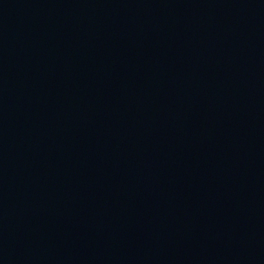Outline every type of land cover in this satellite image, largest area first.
Here are the masks:
<instances>
[{
    "label": "water",
    "instance_id": "obj_1",
    "mask_svg": "<svg viewBox=\"0 0 264 264\" xmlns=\"http://www.w3.org/2000/svg\"><path fill=\"white\" fill-rule=\"evenodd\" d=\"M0 264H264V0H0Z\"/></svg>",
    "mask_w": 264,
    "mask_h": 264
}]
</instances>
